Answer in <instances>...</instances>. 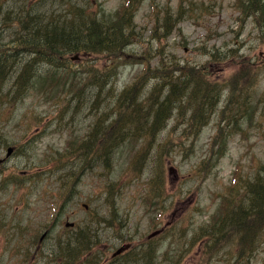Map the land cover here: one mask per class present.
<instances>
[{"label":"rangeland","instance_id":"1","mask_svg":"<svg viewBox=\"0 0 264 264\" xmlns=\"http://www.w3.org/2000/svg\"><path fill=\"white\" fill-rule=\"evenodd\" d=\"M34 1L0 0V18L8 23L20 10L33 9ZM73 1L86 0H63L60 4L45 5L42 10H61L68 5L70 7ZM258 2L255 11L264 8V0ZM92 3L95 4L90 5V10L101 11L116 22L120 19L119 11L128 0H92ZM245 5V0H140L135 16L137 33L122 52L120 64L115 55L111 59L105 55H90L72 62L73 76L70 75L72 70L57 72L75 77L77 82L90 74L91 64L94 73L106 66V69L114 71L113 82L117 91H121L128 83L132 85L134 80L140 85L148 82L147 89L155 86L157 66L162 59L168 62L171 71H175L177 65H206L221 96L202 133L173 137L175 144L170 147L168 155L160 157L161 145L157 146L170 135L178 119L177 114L151 137L140 135L139 130L136 136L121 141L113 151L116 159L110 167L113 169H103V163H100L95 170H88L75 186L76 197L72 201L68 198L67 189L61 188L59 177H64L61 167L65 161L75 160L78 144L95 115L90 112L89 106L81 110V117L76 123L82 122L79 126L74 123L76 132L73 133L70 129L42 131L46 121L56 113L53 110L55 103L66 96L60 100L57 96L46 99L45 90L32 91L34 97L29 100L30 109V102L36 101L35 108L44 117L39 129L32 131L39 136L30 138L28 133L25 136L24 127L15 128L13 124L6 126V132L2 133V137L14 140L16 147L22 144V149L25 141L32 146L27 151L30 157L22 156L24 152H14L0 175L3 176L0 178V264H61L62 255L59 261L50 259L48 247L61 249V245L66 243L61 238L66 235L70 239L69 234L74 235L79 225L86 224L91 248L81 257V262H176L178 253L188 248L192 230L195 231L200 224L212 223L215 209L223 200L222 194L234 180L236 168H240L242 177H246L253 175L260 161H264V120L257 122L260 126L247 128L248 120L242 118L239 120L240 128H244L245 133L226 130L223 135L215 136L220 111L225 106L233 111L237 107L239 93L243 98L246 94L253 98V105L264 93V10L260 15H250ZM183 7L186 12L181 13ZM162 11L170 14L171 23L163 19ZM255 17H258V22L254 21ZM159 22L162 25L155 34V25ZM172 29V34L167 36ZM4 36L7 40L12 38L13 29L6 28ZM229 49H234L230 59L221 56L215 64L209 63L210 52H228ZM245 63L250 66L247 68ZM243 69L247 77L238 78ZM45 83L41 80L39 86ZM190 85L195 87L196 80H192ZM107 93L111 92L105 90L104 94ZM81 96L83 100L84 95ZM62 105L61 102L57 108ZM149 141L153 146L144 161L143 146ZM5 155V148L0 147V156ZM208 157L210 160L206 168L195 172L201 160ZM28 159L31 160L28 162ZM26 167H31V175L38 172L40 175L27 177V173H22ZM159 172L164 177L163 181L161 177L156 178ZM3 178L5 181L1 183ZM84 203L88 204V208ZM67 221L75 225L67 226ZM162 228L161 235L164 236L158 239L160 249L156 256L151 244L143 242L152 232ZM46 231H49V236L43 243L38 242ZM130 234L134 235L133 244H141V247L131 251L134 253L132 257L130 252H125L123 257L115 259L113 254L127 244ZM6 235L12 239L8 247L5 246ZM30 241L35 244L31 245ZM229 244L233 245L232 241ZM199 246L197 244L188 251L190 254L183 257L180 264H198L202 258ZM229 250L225 247L210 264H227L230 261ZM246 260L242 258L238 264ZM249 264H264V242Z\"/></svg>","mask_w":264,"mask_h":264},{"label":"trees","instance_id":"2","mask_svg":"<svg viewBox=\"0 0 264 264\" xmlns=\"http://www.w3.org/2000/svg\"><path fill=\"white\" fill-rule=\"evenodd\" d=\"M245 1V9L250 15H260L263 12L264 8L255 11L258 0ZM180 12H186L185 8L183 7ZM128 13L119 23L110 24L105 16L85 11L83 5L73 1L70 7L68 5L61 10L53 9L48 13L39 9L35 12L22 9L9 19L8 23L0 18V30H3L0 37L4 36V30L8 27L12 28L14 33L9 40L1 41L0 38V116L8 114L12 117L25 105L28 107L25 112L36 113V101L30 102L31 109L29 104V100L34 97L32 91L40 90L44 85L39 86L40 78L50 74L53 69L54 71L70 69L71 55L78 54L80 57L105 55L108 59L115 55V60H119L120 64L122 52L133 42L137 31L133 13L130 15ZM169 16L170 14H167L165 20L171 23L172 17ZM254 21L258 22V17H255ZM157 31L158 29L155 34ZM172 31L173 29L167 35ZM233 50L210 52L209 63L215 64L221 56L230 59ZM245 64L247 68L250 66L248 63ZM92 66L91 64L90 74L83 79L81 82L83 84L78 90L72 89L74 81L65 79L64 72L59 74L55 72L54 81H46L47 77L45 81L52 85L48 88L43 87L47 93L46 99L71 95L61 108L65 110L52 117L50 122L59 121L61 124L64 122L67 124L66 121H74L77 113L80 114L81 110L88 106L91 107L90 112L95 114L91 132L79 143L75 160L66 165L71 168L81 169L91 154L101 157L107 149L112 151L114 145L121 143L125 137L136 136L139 130L140 135L153 136L177 114L178 119L170 135L157 146L158 148L161 145L160 157L168 155L170 147L175 144L172 141L173 137L202 133L221 100L220 91L214 86L212 82L214 77L207 72L206 65L201 67L177 65L176 70L179 73H175L176 70L171 71L168 62L162 59L157 66L155 86L147 89L148 82L146 85H140L134 80L132 85L129 83L125 85L122 91H117L113 82L114 71L104 66L94 73ZM72 72L73 69L71 76ZM243 77H247L246 71L238 78ZM192 80H196L195 87L190 85ZM105 90L111 93L104 94ZM89 91L91 93L88 96ZM82 94L83 100L82 96L78 97ZM236 98L237 107L233 111L226 106L220 111L215 136L223 135L226 130L231 133L240 131L245 133L246 130L240 128L239 120L242 118L248 120L247 128L257 124L260 126L257 122L264 120V93L256 105L252 104L253 98L247 94L243 98L239 93ZM5 105L7 107H4ZM37 119H42L40 113L32 116V120ZM29 126L28 129L32 128L31 124ZM97 135L99 143L94 141ZM109 139L110 142L113 139L114 143L108 145ZM3 142L4 139L0 135V145ZM152 146L151 141L143 146L144 161L150 155ZM209 160V157L202 159L195 172L204 170ZM158 177L164 180L160 172L156 175V178ZM222 196L223 200L215 209L212 223L200 224L195 231L192 230L188 248L183 253H178L173 264H180L187 252L194 249L197 244L202 251V258L198 264H210L225 247L230 248L227 251L230 253L228 257L230 261L227 264H238V260L242 258H247L242 264L250 263L264 242V161H260L253 175L246 177H242L240 168H236L234 180ZM86 225L80 227V231L74 234L77 236L74 242L70 239L66 248L62 245L63 254L69 256V264L71 261L72 264L74 262L87 264L81 262V257L91 248ZM163 236L146 241L147 245L151 244L156 256L160 249L158 239ZM230 241L233 245H227ZM129 254L132 257L134 253Z\"/></svg>","mask_w":264,"mask_h":264},{"label":"water","instance_id":"3","mask_svg":"<svg viewBox=\"0 0 264 264\" xmlns=\"http://www.w3.org/2000/svg\"><path fill=\"white\" fill-rule=\"evenodd\" d=\"M158 232H159V231L154 232L153 235H156Z\"/></svg>","mask_w":264,"mask_h":264}]
</instances>
